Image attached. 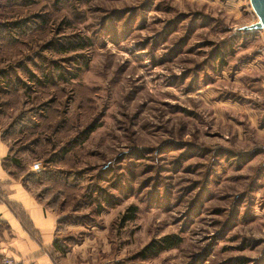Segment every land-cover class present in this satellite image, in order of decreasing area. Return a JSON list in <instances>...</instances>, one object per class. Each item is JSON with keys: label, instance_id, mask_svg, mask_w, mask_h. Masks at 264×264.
Masks as SVG:
<instances>
[{"label": "rangeland", "instance_id": "1", "mask_svg": "<svg viewBox=\"0 0 264 264\" xmlns=\"http://www.w3.org/2000/svg\"><path fill=\"white\" fill-rule=\"evenodd\" d=\"M21 19L23 45H0V78L24 65L0 127L15 172L59 216L62 257L264 264V31H243L250 0H0L1 24ZM55 62L68 82L29 79H57ZM47 160L75 190L37 183ZM171 234L180 247L138 259Z\"/></svg>", "mask_w": 264, "mask_h": 264}, {"label": "crops", "instance_id": "2", "mask_svg": "<svg viewBox=\"0 0 264 264\" xmlns=\"http://www.w3.org/2000/svg\"><path fill=\"white\" fill-rule=\"evenodd\" d=\"M11 157L10 143L0 127V259L12 255L20 264H70L55 245L59 216L26 187Z\"/></svg>", "mask_w": 264, "mask_h": 264}, {"label": "trees", "instance_id": "3", "mask_svg": "<svg viewBox=\"0 0 264 264\" xmlns=\"http://www.w3.org/2000/svg\"><path fill=\"white\" fill-rule=\"evenodd\" d=\"M30 28H31V26L29 25V23L25 22V19L17 20L16 22L8 23V24H6V23L1 24L0 23V34H2L3 36L5 35L7 38L10 39V40H7V42H9L7 44L2 40L3 42L0 45L4 46L5 49L12 48V47H18L20 45H23V42H20L21 41L20 36H22V35L24 36V35L28 34V31L30 30ZM50 47H52V44H50ZM76 49H82V48H80V46H78V48H75V49L74 48L67 49V48L61 47L59 49H56V51L58 53H68V52L76 51ZM55 63L57 65V62H55ZM15 65H16V67H14L12 70H10V71L5 70V71L1 72L2 76H4V77L0 78V91L2 92V94L0 93V95L3 98H10L13 95H17L18 91L23 88L22 87L23 81L20 78V74L18 73V70L21 68L23 69L24 65L22 63H17ZM57 66L55 67V70H53V71L58 75L57 76L58 80L55 77H50V76H48V74H46L45 78H44V82H43V80L36 78V76L33 74V72H31V75L28 77L30 80H33V77H35L36 82L41 81V82H39V84H41L42 87H51L52 84H54V83L59 84V83L68 82L69 77L66 74L64 68L61 66H58V67ZM27 71H30V69L27 68ZM24 72H25V69H24ZM53 86L56 87V85H53ZM1 105H3L2 102H1ZM4 107H7V105ZM25 125L26 124H24V126ZM93 131H94L93 128H88L87 133H92ZM10 133L12 134V131H10ZM3 137H5V135H3ZM11 153H12V150H11ZM65 153H67V150H65ZM58 157L61 158L60 155ZM11 162L18 169L20 168V165L18 164L19 162L17 160H14V158H12V157H11ZM51 163H54V161L53 160H51V161L47 160V163L45 165L46 168H45L44 172L42 171L41 173H38L39 176H37L36 180H39L38 178H40V182H37V183L42 184L43 182L46 181L47 183L51 184V182H53V183L58 184L60 187L69 188V190H75L76 189V183H72V184L69 183L67 181L68 176L67 175L63 176L62 174H59L55 170H53V168L50 165ZM34 175L35 174H32V176H34ZM61 177L66 179V180H61ZM107 203H108V200H107ZM129 211L131 214L125 215L123 218L124 221L135 219V215L137 213V208L131 207L129 209ZM183 241H184V238L178 234H171V235L163 236L160 239L151 241L146 247H144L143 250H141L138 253L137 257L141 261H146V260H149L152 258H156L160 254H162L163 252H167V251H170V250H173V249L180 247L183 244ZM55 245L56 246L58 245L59 249L61 251H63V253H66V251L63 249L62 246H60L58 244V242H56Z\"/></svg>", "mask_w": 264, "mask_h": 264}, {"label": "water", "instance_id": "4", "mask_svg": "<svg viewBox=\"0 0 264 264\" xmlns=\"http://www.w3.org/2000/svg\"><path fill=\"white\" fill-rule=\"evenodd\" d=\"M250 5L254 15L257 17V22L244 27L246 33L264 31V0H250Z\"/></svg>", "mask_w": 264, "mask_h": 264}, {"label": "built area", "instance_id": "5", "mask_svg": "<svg viewBox=\"0 0 264 264\" xmlns=\"http://www.w3.org/2000/svg\"><path fill=\"white\" fill-rule=\"evenodd\" d=\"M31 171L34 173H41L44 171V165L42 162H36L31 167ZM0 264H20L16 257L12 255H6L0 259Z\"/></svg>", "mask_w": 264, "mask_h": 264}]
</instances>
